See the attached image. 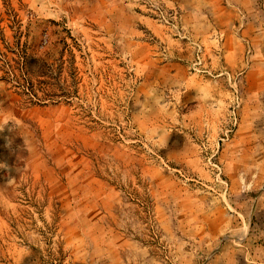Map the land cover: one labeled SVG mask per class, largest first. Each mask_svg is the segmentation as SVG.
I'll list each match as a JSON object with an SVG mask.
<instances>
[{
	"label": "rangeland",
	"instance_id": "obj_1",
	"mask_svg": "<svg viewBox=\"0 0 264 264\" xmlns=\"http://www.w3.org/2000/svg\"><path fill=\"white\" fill-rule=\"evenodd\" d=\"M160 2L175 27L141 0H0V264H264V78L241 124L252 37L235 65ZM144 16L193 58L200 42L227 93L139 98Z\"/></svg>",
	"mask_w": 264,
	"mask_h": 264
},
{
	"label": "crops",
	"instance_id": "obj_2",
	"mask_svg": "<svg viewBox=\"0 0 264 264\" xmlns=\"http://www.w3.org/2000/svg\"><path fill=\"white\" fill-rule=\"evenodd\" d=\"M164 1L184 9V24L193 34L199 35L201 32L203 39L215 46L222 39L220 44L224 49V56L235 65L242 61L244 55L241 39L252 37L253 68L248 71L242 84L244 108L241 124L245 126L253 112L262 111L264 40L262 14L256 11V0ZM240 9L243 10V17L236 12ZM137 20V26L128 38V54L140 73L137 91L139 98L163 105L171 95L182 96L186 103H191L199 97L205 101L213 92L227 93L226 80L223 78H206V75L200 76L190 71L193 50L189 42L175 37L174 32L151 17H137ZM211 63L213 68L214 61Z\"/></svg>",
	"mask_w": 264,
	"mask_h": 264
},
{
	"label": "built area",
	"instance_id": "obj_3",
	"mask_svg": "<svg viewBox=\"0 0 264 264\" xmlns=\"http://www.w3.org/2000/svg\"><path fill=\"white\" fill-rule=\"evenodd\" d=\"M147 9L162 23L171 25L175 27L173 24V16L175 13L169 12L164 5L160 2V0H141ZM178 33H182V30L178 29ZM185 37V35H183ZM194 49V58L191 63V70L195 73L205 74L214 76L210 69L205 64V49L204 46L198 41L191 42ZM226 72L222 71L218 73L216 76L224 75Z\"/></svg>",
	"mask_w": 264,
	"mask_h": 264
}]
</instances>
